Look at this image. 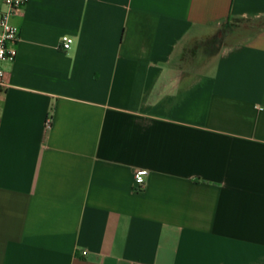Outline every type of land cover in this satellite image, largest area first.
<instances>
[{
	"label": "crops",
	"instance_id": "0c3cea01",
	"mask_svg": "<svg viewBox=\"0 0 264 264\" xmlns=\"http://www.w3.org/2000/svg\"><path fill=\"white\" fill-rule=\"evenodd\" d=\"M12 22L0 264H264V0H27Z\"/></svg>",
	"mask_w": 264,
	"mask_h": 264
},
{
	"label": "built area",
	"instance_id": "2783aa9c",
	"mask_svg": "<svg viewBox=\"0 0 264 264\" xmlns=\"http://www.w3.org/2000/svg\"><path fill=\"white\" fill-rule=\"evenodd\" d=\"M27 0H0V104L8 87L5 78L4 63L12 61L18 54L17 45L21 40L20 28L12 22L14 16L21 15ZM74 43L69 35L62 37V48L68 50ZM48 118V122L50 121ZM148 170L139 169L135 174L136 190L141 191L145 186V176ZM86 253V252H84Z\"/></svg>",
	"mask_w": 264,
	"mask_h": 264
},
{
	"label": "trees",
	"instance_id": "16d2710c",
	"mask_svg": "<svg viewBox=\"0 0 264 264\" xmlns=\"http://www.w3.org/2000/svg\"><path fill=\"white\" fill-rule=\"evenodd\" d=\"M239 21L238 18H235L233 16H231L228 20V22L226 23L225 27L227 29H231L232 26H234V24H236Z\"/></svg>",
	"mask_w": 264,
	"mask_h": 264
},
{
	"label": "rangeland",
	"instance_id": "374dc122",
	"mask_svg": "<svg viewBox=\"0 0 264 264\" xmlns=\"http://www.w3.org/2000/svg\"><path fill=\"white\" fill-rule=\"evenodd\" d=\"M241 23H244V22L242 21ZM241 23H239V24H241ZM236 24H237V23H236ZM236 24H234V26H235ZM257 24H259V22H258ZM215 43H216V42L213 43L214 46H215ZM193 54H194L193 51H189V52L186 54V61H189V60L192 58ZM202 54H203V51H202Z\"/></svg>",
	"mask_w": 264,
	"mask_h": 264
}]
</instances>
